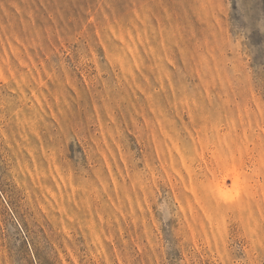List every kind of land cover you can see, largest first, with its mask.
I'll use <instances>...</instances> for the list:
<instances>
[{"label":"rangeland","instance_id":"obj_1","mask_svg":"<svg viewBox=\"0 0 264 264\" xmlns=\"http://www.w3.org/2000/svg\"><path fill=\"white\" fill-rule=\"evenodd\" d=\"M0 264H264V0H0Z\"/></svg>","mask_w":264,"mask_h":264}]
</instances>
